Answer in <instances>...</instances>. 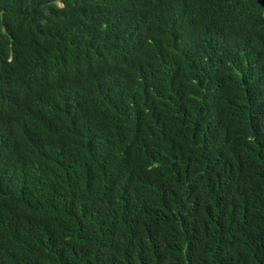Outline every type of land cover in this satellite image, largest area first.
I'll list each match as a JSON object with an SVG mask.
<instances>
[{
  "label": "trees",
  "instance_id": "16d2710c",
  "mask_svg": "<svg viewBox=\"0 0 264 264\" xmlns=\"http://www.w3.org/2000/svg\"><path fill=\"white\" fill-rule=\"evenodd\" d=\"M53 1L0 0V264H264V0Z\"/></svg>",
  "mask_w": 264,
  "mask_h": 264
},
{
  "label": "clouds",
  "instance_id": "9594fccd",
  "mask_svg": "<svg viewBox=\"0 0 264 264\" xmlns=\"http://www.w3.org/2000/svg\"><path fill=\"white\" fill-rule=\"evenodd\" d=\"M135 0H54L53 10L47 11L42 15L37 10H31L29 18L33 23L35 31H45L48 24L57 23L64 30L68 27H74L81 30L83 24L91 17L95 16V12L104 8L106 10L105 18L112 19L117 12L123 11L130 7ZM137 27L148 34H157L162 31L164 22L160 14L156 16L141 15L136 20ZM63 45V40L60 41ZM131 48H126L129 52Z\"/></svg>",
  "mask_w": 264,
  "mask_h": 264
}]
</instances>
